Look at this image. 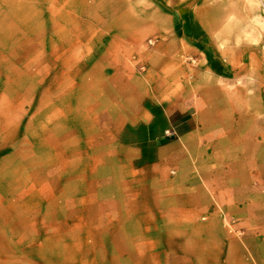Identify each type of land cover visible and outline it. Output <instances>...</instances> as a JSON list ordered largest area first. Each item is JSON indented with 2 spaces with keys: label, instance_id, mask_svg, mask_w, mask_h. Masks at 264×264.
<instances>
[{
  "label": "crops",
  "instance_id": "crops-1",
  "mask_svg": "<svg viewBox=\"0 0 264 264\" xmlns=\"http://www.w3.org/2000/svg\"><path fill=\"white\" fill-rule=\"evenodd\" d=\"M228 4L0 0L1 103L29 109L0 264H264V124Z\"/></svg>",
  "mask_w": 264,
  "mask_h": 264
},
{
  "label": "rangeland",
  "instance_id": "rangeland-1",
  "mask_svg": "<svg viewBox=\"0 0 264 264\" xmlns=\"http://www.w3.org/2000/svg\"><path fill=\"white\" fill-rule=\"evenodd\" d=\"M230 15L234 17L236 47H242L240 59L231 72L236 74L234 85L242 88L244 109H249V120L264 124V0H229ZM0 99V170L11 165L12 156L22 139V122L29 109L10 107L7 99ZM13 104L17 99H11ZM23 111V112H22ZM255 112V113H253ZM261 132V131H259ZM264 132V130H263ZM261 136V134H259Z\"/></svg>",
  "mask_w": 264,
  "mask_h": 264
},
{
  "label": "built area",
  "instance_id": "built-area-1",
  "mask_svg": "<svg viewBox=\"0 0 264 264\" xmlns=\"http://www.w3.org/2000/svg\"><path fill=\"white\" fill-rule=\"evenodd\" d=\"M147 43H150V39H149V40H147Z\"/></svg>",
  "mask_w": 264,
  "mask_h": 264
}]
</instances>
